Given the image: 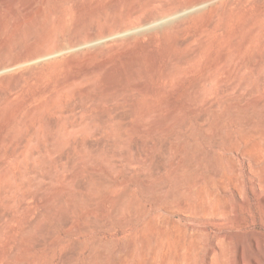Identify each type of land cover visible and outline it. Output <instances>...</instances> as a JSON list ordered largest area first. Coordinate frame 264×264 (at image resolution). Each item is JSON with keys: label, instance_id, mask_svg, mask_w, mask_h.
Returning <instances> with one entry per match:
<instances>
[{"label": "rangeland", "instance_id": "374dc122", "mask_svg": "<svg viewBox=\"0 0 264 264\" xmlns=\"http://www.w3.org/2000/svg\"><path fill=\"white\" fill-rule=\"evenodd\" d=\"M191 1L0 0V264L264 249V0Z\"/></svg>", "mask_w": 264, "mask_h": 264}, {"label": "bare ground", "instance_id": "6f19581e", "mask_svg": "<svg viewBox=\"0 0 264 264\" xmlns=\"http://www.w3.org/2000/svg\"><path fill=\"white\" fill-rule=\"evenodd\" d=\"M201 0H192L190 3H188L187 6H191L193 4H197ZM153 21H156L159 19L158 15H153L152 17ZM126 29H123L125 31ZM129 31V30H126ZM25 58H31L32 53H26ZM6 66V65H5ZM264 181V180H263ZM263 183V182H262ZM238 185V184H237ZM241 184L238 185V194L239 197H242V191H241ZM237 188V189H238ZM257 188L261 189V192L259 193V197L264 202V184L257 183ZM254 191V190H253ZM255 193V192H254ZM245 196V195H244ZM258 197V198H259ZM245 199V198H244ZM248 200V199H247ZM260 201V200H259ZM246 201H244L245 203ZM247 203V202H246ZM241 206V204H238V206ZM261 205V204H260ZM237 207V206H236ZM245 207V205H244ZM243 209V208H242ZM237 210V209H236ZM261 212L264 213V207H262ZM238 213V212H237ZM251 214V213H250ZM253 215V214H252ZM237 216V215H236ZM244 216V215H243ZM238 217L237 220L234 219V221L241 222L244 220V217ZM247 216V215H246ZM252 218V217H251ZM255 219V218H252ZM263 220V219H262ZM250 221H252L250 219ZM263 222V221H262ZM230 224V223H229ZM231 225L233 226L232 222ZM253 231V230H252ZM228 235V234H227ZM231 235V234H230ZM226 238V237H225ZM264 238V237H263ZM228 239V237H227ZM238 239V238H237ZM240 239V237H239ZM264 240V239H263ZM236 241V240H235ZM235 246L231 250V255L233 257L232 262L230 264H264V249L261 245V239L257 234L250 233L245 234L241 240H238ZM228 247V246H227ZM225 248H223L224 250ZM228 249V248H227ZM225 249V251L227 250ZM226 253V252H225ZM227 254V253H226ZM225 255V254H224ZM200 264H208L206 260H202Z\"/></svg>", "mask_w": 264, "mask_h": 264}]
</instances>
